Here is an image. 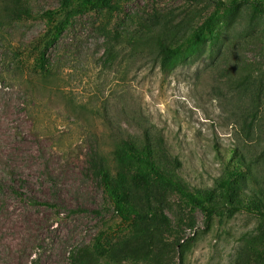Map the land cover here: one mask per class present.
<instances>
[{
	"label": "rangeland",
	"instance_id": "rangeland-1",
	"mask_svg": "<svg viewBox=\"0 0 264 264\" xmlns=\"http://www.w3.org/2000/svg\"><path fill=\"white\" fill-rule=\"evenodd\" d=\"M219 1L75 7L45 77L31 46L52 12L81 1L26 0L30 17L0 26V264H264L261 219L239 212L206 224L187 196L219 191L239 162L236 200L254 191L264 201V14L247 4L222 13L189 53L169 58L156 45L176 47ZM146 133L155 166L182 190L115 158L120 137ZM99 156L126 175L132 216L170 224L120 217L93 168Z\"/></svg>",
	"mask_w": 264,
	"mask_h": 264
},
{
	"label": "trees",
	"instance_id": "trees-1",
	"mask_svg": "<svg viewBox=\"0 0 264 264\" xmlns=\"http://www.w3.org/2000/svg\"><path fill=\"white\" fill-rule=\"evenodd\" d=\"M80 1L65 2L61 13H51V17L57 16V18L49 25L46 33L31 46L32 55H34L32 65L34 73L41 74L44 77L51 73L47 65L48 49L56 41L58 35L65 30L75 7L102 11L111 9L115 4L118 3L119 5L121 3L115 2L117 0ZM244 4L250 5L257 13L264 14V0H229L228 2L220 0L217 2V10L198 29L185 36L176 47H170L160 39L157 40L156 45L164 53L165 57L169 58L181 53H189L212 37L213 24L222 13L232 12ZM30 15L26 0H0V26L30 17ZM120 141L119 146L113 152L119 162L123 163L127 160H134L143 164L148 170L153 171L166 184L176 186L182 190L181 184L174 182L173 178L168 177L155 166L152 159V139L148 133L141 137L126 134L120 137ZM139 146H141V149ZM229 152L232 154L233 161L238 159L235 150L231 149ZM92 165L100 178V183L103 186L107 200L120 217L124 220H134L135 222L151 218L163 225L170 224L168 217L164 214L156 213L147 216L140 211H135L134 216H132L131 208L126 200V175L121 171L113 174L112 168L109 167V160L106 157L99 156V158L93 160ZM243 172L244 170L239 162L235 164L231 162L228 175L222 176L219 181V191L203 190L200 194L201 197L187 193L189 200L205 211L206 224H209L215 217L223 219L225 216L234 215L239 212L252 214L264 222V201L263 199L259 200L260 196L256 192H250L248 196L249 202L247 203L238 202L235 198V191L239 185V179L243 176ZM41 203L43 204V202Z\"/></svg>",
	"mask_w": 264,
	"mask_h": 264
}]
</instances>
